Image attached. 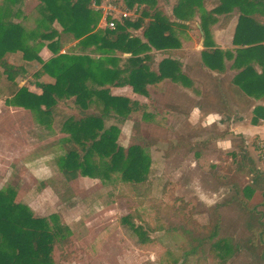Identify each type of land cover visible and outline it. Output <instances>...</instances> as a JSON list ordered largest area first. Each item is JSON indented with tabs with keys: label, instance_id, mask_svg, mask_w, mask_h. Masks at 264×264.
Instances as JSON below:
<instances>
[{
	"label": "trees",
	"instance_id": "trees-1",
	"mask_svg": "<svg viewBox=\"0 0 264 264\" xmlns=\"http://www.w3.org/2000/svg\"><path fill=\"white\" fill-rule=\"evenodd\" d=\"M21 1L5 0L0 8V99L11 97L13 103L35 113L40 122L44 117L58 115L63 108L70 111V114L62 116V132L68 137L64 143H73L80 149L63 148L58 161L69 180L79 176L94 178L97 174L111 178L118 174L136 192L145 191L152 168L150 154L142 145L120 146L118 127H108L106 121L108 117L132 120L140 111L146 119L152 116L138 102L113 95L107 86H129L144 96L149 95V86L165 80L189 86L191 81L184 71V64L172 55L173 50L181 48L173 30L177 23L159 9L156 0H124L126 8L138 9L137 16L116 20L115 30L106 28L97 32L102 13L91 7L94 0H35L42 5L40 23L47 29L41 38L53 54L44 62L33 54L34 46L29 41L34 33H27L22 22L9 19L11 12L6 4L14 6ZM202 1L205 3L204 0H178L175 18L185 21L178 14L179 10L188 6L200 8ZM247 5L248 8H256L264 5V0H218L217 7L205 13L213 17L226 14L230 20L231 13L240 10L234 44L247 45L243 53L259 59L264 57V24L258 17L245 12ZM55 24L59 28H53ZM201 28L208 50L202 53L203 62L199 66L223 71L221 58L229 52L209 50L210 26L204 18ZM131 30H141L142 36H133ZM72 44H77L82 52H66ZM154 52L166 55L159 63L158 73L151 69V53ZM119 54L129 57L124 62ZM18 55H21L22 64L13 62L12 58L16 59ZM37 62L42 66L34 77L49 76L54 81L37 82L41 94L17 83V79L25 76L27 69L33 66L32 63ZM251 72L249 66L239 76L247 79ZM240 87L250 94L252 87L261 88L262 85L250 80L246 84L240 83ZM255 115V124H259L261 119L264 121V108H257ZM134 127L139 125L135 123ZM207 144L208 141L203 145ZM199 146L197 142V150ZM255 147L264 159V145L255 143ZM241 156L244 162L241 173L250 175L247 186L238 191L230 202L215 206L214 220L208 227L196 224L192 219L185 221V227L180 229L184 239V262L195 258L197 264L206 263L205 258L209 254L226 260L231 252L246 250L251 255V264H264V169L255 164L246 150ZM231 205L237 206L244 219L243 230L233 245L219 239L222 226L220 210ZM128 222L142 245L152 241L150 233L162 231L148 222L140 226L131 219ZM71 233L57 215L49 219L37 217L28 205L16 201L13 189H0V264H57L55 252L62 249ZM69 257L64 255L66 260ZM177 261L174 262L178 264Z\"/></svg>",
	"mask_w": 264,
	"mask_h": 264
},
{
	"label": "rangeland",
	"instance_id": "rangeland-1",
	"mask_svg": "<svg viewBox=\"0 0 264 264\" xmlns=\"http://www.w3.org/2000/svg\"><path fill=\"white\" fill-rule=\"evenodd\" d=\"M174 1L176 5L178 0ZM4 2L0 0V4ZM157 2L159 9L177 23L173 30L176 37L180 36L179 42L188 43L183 35L190 25L184 23L187 20L172 17L168 9ZM6 5L11 12L10 19L21 21L27 33H34L29 42L36 53L42 54L40 59L45 60L48 49L41 35L47 29L40 23L42 5L35 0ZM103 26L105 28L106 24L101 17L96 31L104 30ZM54 27L59 28V25ZM131 33L142 36L141 30H131ZM198 38L195 35L191 42L198 43ZM66 52L82 50L72 44ZM119 56L124 62L128 58ZM151 56V69L158 73L159 63L166 55L154 52ZM13 62L22 64L21 55ZM38 67L28 68L26 78L32 83L31 79L49 82L34 77ZM202 77L198 74V78ZM169 84L157 85L154 99L149 86V95L145 97L150 101L143 97L142 102L130 99L144 106L152 118H144L140 111L132 120L108 117L106 121L108 127H118L120 146L142 145L152 158L148 189L138 192L124 183L118 174L111 178L101 174L94 178L79 176L74 180L63 174L58 164L62 149H80L73 143H64L68 137L62 132V116L70 114L68 109L63 108L58 115L44 117V121L38 122L35 113L13 101L7 102L11 97L3 101L10 105L7 110L0 109V189H13L16 201L28 205L37 217L49 219L57 215L61 224L70 228V238L55 252L57 264H177L176 259L178 264H197L195 258L184 262V239L180 229L185 227V221L192 219L194 223L208 227L214 220L215 206L230 202L247 186L250 175L241 173L244 150L264 169L262 153L255 147V143L264 145V136L231 133L229 115L233 117V114L228 111L222 119L223 127L209 120L204 122L215 110L224 113V106L216 100L213 84L209 83L203 89L195 87L189 93H182L178 87ZM195 109H199L197 114ZM225 109L229 110V106ZM135 123L139 127H134ZM197 142L200 144L198 150ZM220 215L219 239L233 245L243 230L242 213L236 205H231L221 208ZM126 219L139 226L148 222L162 231L150 233L152 241L142 245ZM64 255L70 257L66 260ZM205 261L202 264H251L252 258L246 250H241L231 252L226 260L209 254Z\"/></svg>",
	"mask_w": 264,
	"mask_h": 264
},
{
	"label": "crops",
	"instance_id": "crops-1",
	"mask_svg": "<svg viewBox=\"0 0 264 264\" xmlns=\"http://www.w3.org/2000/svg\"><path fill=\"white\" fill-rule=\"evenodd\" d=\"M121 4V8L124 10H129L131 12V17H136L138 9L137 8H126L124 6V0H114ZM205 3L202 4L199 3L200 8H194L192 6L183 7L181 11L179 10L178 14L182 15L187 22H184L186 24H190L188 27V30L183 32V35L186 37L187 42H184L183 40L180 41L181 48L177 50L172 51V55L175 58H178L183 64H184V71L186 75L190 78V85L185 86L182 83L176 84L169 80H165V82H170V86L178 87L182 93H189V91H192L195 87L198 89H203L208 84H213L215 91H216V100L220 106H224V113L220 111H213L209 113L204 120L206 122L209 120L211 123H215L219 125L220 127H223L222 125V119L226 115L227 111L231 114H233V117L230 116V130L231 133L237 134V135H244V136H250L253 134H260L264 136V121L261 119L259 124H255L254 120L256 118L255 110L257 108H264V57H259V59H256L253 56H249L243 53L244 48H247L240 45L234 44V38L237 31V26L239 24V17L241 15L240 10H235L233 13H231L230 20L227 19L226 14H216L214 17L212 14L205 13L206 11H211L217 7L218 0H204ZM92 3H95L97 6L100 7L104 3H106V0H99V1H93ZM160 6H163L170 15L174 16V0H158L157 2ZM2 6V3L0 4V8ZM95 11L98 12L97 8L94 6H91ZM245 12L249 15H254L258 17V20L261 24H264V5H260L256 8H248V5L244 8ZM11 14V13H10ZM203 14V17L201 16ZM11 16V15H10ZM196 16V17H195ZM175 17V16H174ZM203 18L207 22L208 27H211L209 31V50H220L225 52H229V55L222 56L221 63L223 67V71H213L210 69H204L203 67L199 66L202 60V53L204 51H207L208 48L205 47L204 42V32L201 28V23ZM10 19V17H9ZM103 22L106 24L107 28V20L102 14ZM120 20V19H119ZM176 20V19H175ZM21 22V21H20ZM191 23L195 25H191ZM55 28V27H54ZM195 35H198V43H192L191 41L195 39ZM181 38L177 36V40L179 41ZM192 45V46H191ZM48 49V48H47ZM36 49L34 48L33 54L36 57L42 58V54H38L35 52ZM47 58L45 60H42L44 62L48 61L53 57V54L48 49ZM66 51V50H65ZM63 51L62 53H65ZM80 53V52H79ZM159 53V52H158ZM239 53H242L239 55ZM17 57H20L18 55ZM16 57V58H17ZM125 57H129V55H125ZM14 60V58H12ZM220 63V62H219ZM35 67H38V70L41 68L42 65L37 63H32ZM188 66V67H187ZM252 68V72L250 73V77L245 79L242 78V76H239L244 69L247 67ZM157 69V66H155ZM157 71V70H156ZM198 74L203 76L202 78H198ZM44 80L47 79V83H53V79L49 76H44ZM42 78V79H43ZM261 78V80H260ZM41 79V78H40ZM250 80H255L257 83H261V88H255L252 87L251 93L247 94L241 90L240 83L246 84V82ZM259 80L261 82H259ZM32 82H29V79L26 78V76L19 77L17 79V83L20 87L29 86V90L36 94H41V90L37 88V82L32 80ZM41 81V80H40ZM39 82V81H38ZM165 82H161L157 84L159 87L164 84ZM43 83V82H39ZM151 85L150 86V94L152 96V99H154L157 95L153 94L155 88L158 86ZM108 88H111L113 95H119L124 96L129 99H137L140 102H142V97L144 99H148L149 101L151 99L145 97L141 94L133 93V89L129 86L126 87H112L107 86ZM10 98V97H9ZM8 100V97H4L3 99H0V109L7 110L8 105L10 104H3V101ZM13 101L10 99L7 102ZM229 106V110L225 109ZM13 109V108H9ZM199 112V109H195V113L197 114ZM193 118L195 116L193 115ZM226 118V117H225ZM39 120V119H38ZM40 122V120L38 121ZM40 124V123H39ZM203 125V123H202ZM228 125V124H227ZM222 145V144H219Z\"/></svg>",
	"mask_w": 264,
	"mask_h": 264
},
{
	"label": "built area",
	"instance_id": "built-area-1",
	"mask_svg": "<svg viewBox=\"0 0 264 264\" xmlns=\"http://www.w3.org/2000/svg\"><path fill=\"white\" fill-rule=\"evenodd\" d=\"M91 6L96 7L95 3ZM98 12H101L107 20V28L110 30L116 29V20H124L131 17V12L129 10H124L121 8V4L114 0H106L100 7H96Z\"/></svg>",
	"mask_w": 264,
	"mask_h": 264
}]
</instances>
